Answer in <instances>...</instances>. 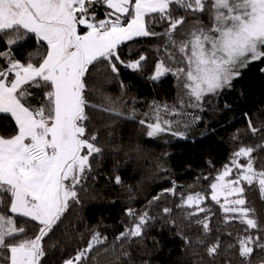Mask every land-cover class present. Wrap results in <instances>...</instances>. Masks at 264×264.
I'll list each match as a JSON object with an SVG mask.
<instances>
[{
	"label": "snow or ice",
	"instance_id": "obj_1",
	"mask_svg": "<svg viewBox=\"0 0 264 264\" xmlns=\"http://www.w3.org/2000/svg\"><path fill=\"white\" fill-rule=\"evenodd\" d=\"M141 41L147 50L134 54ZM253 63L264 64V0H0V264H46L73 243L54 264H154L164 249L155 237L147 244L157 223L182 242L185 264H264V216L251 200L258 192L264 202V107L243 114L228 162L197 178L209 181L202 191L177 196L173 181L136 208L137 185L108 176L128 195L123 230L109 243L98 226L63 227L98 198L106 155L147 159V143L188 140L201 123L207 135L205 113L231 110L219 100ZM122 69L154 90L171 76L173 101L138 109ZM128 122L139 126L134 145Z\"/></svg>",
	"mask_w": 264,
	"mask_h": 264
},
{
	"label": "trees",
	"instance_id": "obj_2",
	"mask_svg": "<svg viewBox=\"0 0 264 264\" xmlns=\"http://www.w3.org/2000/svg\"><path fill=\"white\" fill-rule=\"evenodd\" d=\"M147 41H141L140 44L134 46L141 51H146L145 45ZM151 43H155L152 41ZM128 47L123 48L125 59L128 58ZM150 63L154 57L149 53ZM264 67V64L253 63L243 71L242 76L234 82L232 91H226L219 100V105L223 108L225 102L230 104L231 110H224L213 117L210 113H205V121H211L209 124V133L203 137L199 134L205 130V124L201 123L198 127L192 129L188 140H171V143L164 144L163 140L147 143L145 147L150 151L147 159H136L134 154H130L132 159L125 163V155L120 154L119 157L106 155L98 167L100 179L94 186V195H97L96 200H87L82 208L71 210L65 225L69 231L78 227L80 231H84L86 227L98 226L100 231L109 236L111 243L115 234L123 230L120 224L124 209L129 206L126 203L128 199L127 192L119 186L109 184L108 176L120 174L125 185H137L136 200L132 202L133 207L142 208L147 200L156 195L163 188L172 187V182L175 181L177 188V196L180 193L185 195L202 191L207 188L209 181H204L202 178L197 183V178L211 173L215 175V169H219L223 164L228 162L231 152L229 143V135L237 128L244 126V121L241 119L245 112L249 114L255 113L258 109L264 107V73L259 69ZM121 77L125 83L130 84L128 89L129 97L137 98L136 107L140 110H147V102L153 99L159 101L167 100L171 103L175 97V89L172 87V77L164 79L162 83L153 89L152 86L145 83L138 74L131 71L123 70ZM112 95H119L118 84H113L109 89ZM96 93L95 96H99ZM95 98V97H91ZM99 102V101H97ZM131 103V100H129ZM91 127V126H90ZM214 129V131H211ZM139 126L128 122L124 128L125 143L131 142L133 145L137 142ZM195 138V139H193ZM105 137H101L103 143ZM168 153L164 156V153ZM166 169V171H158L155 167L156 163ZM211 162V163H209ZM119 165V167H117ZM214 166V168H213ZM193 185V187H189ZM209 198L205 200V204H212ZM167 200H175L178 198L172 196L167 197ZM253 205L264 216V202L259 199V193L251 194ZM216 213L212 223L215 225L221 217L219 205H212ZM179 216V213H176ZM173 232L175 229L172 230ZM60 232L57 231L55 237H59ZM55 237L53 239H55ZM155 237L160 240L164 249L157 254V259L154 264H185L183 254L181 253V241L172 238V233L167 229H161L160 223H157L149 232L148 247H152L151 238ZM214 238V237H213ZM76 244H71L65 252L57 253L56 256L48 259L46 264H54L61 255L67 256L72 254Z\"/></svg>",
	"mask_w": 264,
	"mask_h": 264
},
{
	"label": "rangeland",
	"instance_id": "obj_3",
	"mask_svg": "<svg viewBox=\"0 0 264 264\" xmlns=\"http://www.w3.org/2000/svg\"><path fill=\"white\" fill-rule=\"evenodd\" d=\"M221 202H223V197H221Z\"/></svg>",
	"mask_w": 264,
	"mask_h": 264
}]
</instances>
